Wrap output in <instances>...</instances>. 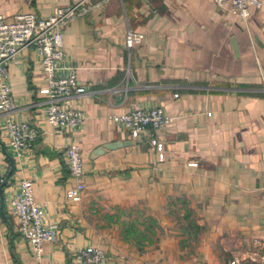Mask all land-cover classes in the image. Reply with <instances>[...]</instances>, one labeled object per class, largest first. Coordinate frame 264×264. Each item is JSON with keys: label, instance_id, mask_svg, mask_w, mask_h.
Masks as SVG:
<instances>
[{"label": "crops", "instance_id": "crops-1", "mask_svg": "<svg viewBox=\"0 0 264 264\" xmlns=\"http://www.w3.org/2000/svg\"><path fill=\"white\" fill-rule=\"evenodd\" d=\"M260 1L242 22L215 0H0L6 19L79 3L89 9L64 27L58 70L74 72L85 87L69 99L84 116L79 128L59 133L47 123L34 50L8 65L9 116L38 137L18 155L0 119V264H77L76 253L90 246L105 252L106 264H264ZM127 31L142 34L141 44L128 49ZM151 107H162L171 123L132 135L108 120ZM152 137L164 145L161 160ZM71 143L85 172L78 202L66 198ZM111 143L120 147L92 158ZM24 179L45 223L56 225L39 260L9 207Z\"/></svg>", "mask_w": 264, "mask_h": 264}, {"label": "built area", "instance_id": "built-area-1", "mask_svg": "<svg viewBox=\"0 0 264 264\" xmlns=\"http://www.w3.org/2000/svg\"><path fill=\"white\" fill-rule=\"evenodd\" d=\"M217 6L227 9L240 21L246 22L250 8H260V0H215ZM88 8L81 4L62 6L54 9L46 17L35 13L18 14L6 19L0 13V119L6 129L9 147L16 154L27 150L38 137V132L26 122H15L9 114L15 110L11 96L8 65L23 49H32L37 54L44 78V85L37 94L45 102V119L57 132L79 128L84 120L82 113L69 105V99L82 95L85 87L80 85L74 72L59 75V63L65 58L63 29L73 19L84 15ZM143 41L142 34L127 31L125 46L131 49ZM264 91V75L262 76ZM177 97V95H174ZM209 115V114H208ZM108 120L120 125L132 135L148 130L157 131L171 123L162 107L137 108L128 113L110 115ZM150 146L161 160L164 145L157 138L150 139ZM64 160L72 180L66 191L70 202H78L85 189V172L79 146L69 144L64 150ZM11 213L17 221V232L25 239L35 260H39L46 243L54 241L56 225L44 221L42 206L33 197L32 183L21 180L14 195L9 200ZM77 264H106L105 252L99 248L86 247L75 255Z\"/></svg>", "mask_w": 264, "mask_h": 264}, {"label": "water", "instance_id": "water-1", "mask_svg": "<svg viewBox=\"0 0 264 264\" xmlns=\"http://www.w3.org/2000/svg\"><path fill=\"white\" fill-rule=\"evenodd\" d=\"M117 147H120V144L119 143H111V144H106V145H103L102 147H99L97 148L96 150L93 151L92 153V158H96L100 155H103L105 154L106 152L110 151V150H114L116 149ZM12 163V161H11ZM13 169H14V166L13 164H11V170L10 172L7 174V176L5 177V179L3 180L2 184H1V187L4 186L9 178V176L11 175V173L13 172Z\"/></svg>", "mask_w": 264, "mask_h": 264}]
</instances>
